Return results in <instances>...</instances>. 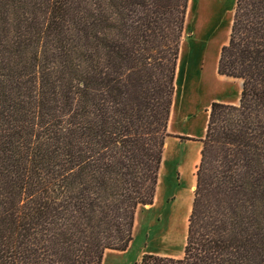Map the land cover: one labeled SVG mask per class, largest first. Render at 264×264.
<instances>
[{
    "label": "trees",
    "instance_id": "obj_1",
    "mask_svg": "<svg viewBox=\"0 0 264 264\" xmlns=\"http://www.w3.org/2000/svg\"><path fill=\"white\" fill-rule=\"evenodd\" d=\"M189 0H0V264H102L153 204ZM183 256L264 264V0H236Z\"/></svg>",
    "mask_w": 264,
    "mask_h": 264
},
{
    "label": "rangeland",
    "instance_id": "obj_2",
    "mask_svg": "<svg viewBox=\"0 0 264 264\" xmlns=\"http://www.w3.org/2000/svg\"><path fill=\"white\" fill-rule=\"evenodd\" d=\"M235 1H188L179 51L182 47L187 53L195 45V53L204 56L199 54L203 59L199 56L194 65L198 90L189 102L180 105L178 99L171 119L170 114V136L165 140L153 204L137 209L128 248L122 252L106 251L102 264H138L144 255L174 259L183 256L207 110L213 102L237 103L240 94L238 80L216 73L220 49L228 41Z\"/></svg>",
    "mask_w": 264,
    "mask_h": 264
},
{
    "label": "bare ground",
    "instance_id": "obj_3",
    "mask_svg": "<svg viewBox=\"0 0 264 264\" xmlns=\"http://www.w3.org/2000/svg\"><path fill=\"white\" fill-rule=\"evenodd\" d=\"M185 26H186V23H185ZM195 47L196 46L193 45L191 48L187 49V53L183 52L182 47L179 51V58H178V62H177V69H176V75H175V77H176V80H175L176 89H175L174 97L176 98V102H175V99H173L170 119L172 118L173 111L177 105V100L178 99L180 100V105H182L183 102L184 103L189 102L191 96L193 97V94L198 90V88H196L198 85L195 82V81H197V78H195L196 75H195V72H193V71H194V65L197 64L196 59L200 55L201 56H203V55L200 53H199L200 55L196 54L195 53ZM201 56H200V58H202ZM196 67H197V65H196ZM180 78L182 79L181 81H179ZM166 149H167V147H166ZM148 207L149 206H146V208H148Z\"/></svg>",
    "mask_w": 264,
    "mask_h": 264
},
{
    "label": "crops",
    "instance_id": "obj_4",
    "mask_svg": "<svg viewBox=\"0 0 264 264\" xmlns=\"http://www.w3.org/2000/svg\"><path fill=\"white\" fill-rule=\"evenodd\" d=\"M238 84H239V90H240V88H241V81L240 80H238ZM226 104H231V103H226ZM234 104H236V103H234Z\"/></svg>",
    "mask_w": 264,
    "mask_h": 264
}]
</instances>
